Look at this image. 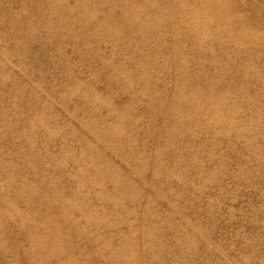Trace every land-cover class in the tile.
I'll use <instances>...</instances> for the list:
<instances>
[{"label":"rangeland","instance_id":"374dc122","mask_svg":"<svg viewBox=\"0 0 264 264\" xmlns=\"http://www.w3.org/2000/svg\"><path fill=\"white\" fill-rule=\"evenodd\" d=\"M0 264H264V0H0Z\"/></svg>","mask_w":264,"mask_h":264}]
</instances>
